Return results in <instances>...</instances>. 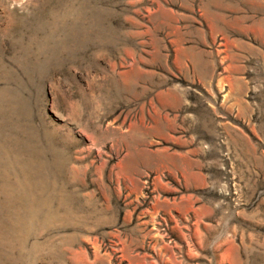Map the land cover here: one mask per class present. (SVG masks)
I'll return each instance as SVG.
<instances>
[{
    "label": "rangeland",
    "instance_id": "rangeland-1",
    "mask_svg": "<svg viewBox=\"0 0 264 264\" xmlns=\"http://www.w3.org/2000/svg\"><path fill=\"white\" fill-rule=\"evenodd\" d=\"M0 264H264V0H0Z\"/></svg>",
    "mask_w": 264,
    "mask_h": 264
},
{
    "label": "bare ground",
    "instance_id": "bare-ground-1",
    "mask_svg": "<svg viewBox=\"0 0 264 264\" xmlns=\"http://www.w3.org/2000/svg\"><path fill=\"white\" fill-rule=\"evenodd\" d=\"M22 197V196H21Z\"/></svg>",
    "mask_w": 264,
    "mask_h": 264
}]
</instances>
